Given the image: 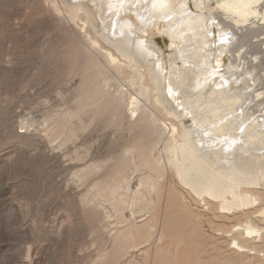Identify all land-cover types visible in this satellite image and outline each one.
I'll return each mask as SVG.
<instances>
[{
  "label": "rangeland",
  "instance_id": "1",
  "mask_svg": "<svg viewBox=\"0 0 264 264\" xmlns=\"http://www.w3.org/2000/svg\"><path fill=\"white\" fill-rule=\"evenodd\" d=\"M108 1L0 0V264H264V160L244 159L241 180L230 169L234 155L222 164L216 154L220 172L178 170V159L192 164L183 158L182 120L156 103L159 93L172 99L149 57L110 41L118 35L103 28ZM218 1L207 0L203 13L212 17ZM263 5L237 36L232 49L241 51L226 47L216 69L261 56L240 71L237 104L264 89ZM196 7L190 0V11L199 13ZM220 25L215 38L222 29L230 38L235 24ZM150 31L143 38L165 59L167 81L171 37ZM133 39L141 43L137 33ZM247 72L259 79L257 90L246 89ZM174 107L197 147L201 126ZM252 112L250 120L264 121L263 103ZM263 137L252 155L262 156Z\"/></svg>",
  "mask_w": 264,
  "mask_h": 264
},
{
  "label": "bare ground",
  "instance_id": "2",
  "mask_svg": "<svg viewBox=\"0 0 264 264\" xmlns=\"http://www.w3.org/2000/svg\"><path fill=\"white\" fill-rule=\"evenodd\" d=\"M194 1L197 6L196 8L200 11L199 13L190 11V0H139L137 4H135V0H109L104 6L102 5L101 7V11H103V14L101 15V21L102 23L105 20L107 21L106 23L104 22V29L108 28L109 31L112 30L114 36L116 34L118 35L114 40L110 41L118 43V46H124V44H127L126 48L128 51H132V48L135 47L133 48V53L136 54L137 57L140 55L148 56L149 58L147 62L150 63L151 67H156L157 69V73L155 75L157 79L155 80L158 83L159 89L163 90V86H167V89L171 94V99L173 100L171 101L173 103H171V101L166 98V93L163 94V97H161L162 94L159 93L160 98L159 101L158 99H156V103L161 102L164 106L165 104H167L168 108H170L171 110H175L174 115L176 117H179V121L182 120L181 123L183 124V128L185 130V132H183L180 136L182 142L181 146L184 150L183 158L185 162H188V160L192 162V164H189V167H184V163L180 162V159L176 161L174 160L178 170H180L182 173L188 169L220 172L221 170H217L215 166L219 163V160L216 159V154L220 153L221 155H224V159L221 162L222 164H225L230 160L231 156L234 155V157L232 158H234L235 160L233 162L232 168L230 169L232 170V172L235 171L236 173H238V178L241 180L243 178V176L241 175L248 172V169H244L245 164L241 165V163H245L244 159L248 158L249 160L247 161L251 160V163H253V160L261 162H263L264 160V151L261 157H259L261 153H256L254 155L251 154L252 150L258 149V145L256 146L254 144L256 140L261 139V137L264 136V121H261L259 123L256 117L250 120L253 114L252 111L254 107H256V104H264V101L259 102L261 98L264 99V89H262L264 86L262 85L263 87L261 86L262 88H260V90L262 89L263 91L255 92L258 88L256 89L253 86L256 84V82H258L259 79L256 80V74L254 75L255 77L253 75L250 76L248 71L247 74L250 77L247 76L249 78L244 79L248 80L246 89L252 87L256 90L254 91V94H251V92H248L246 95L244 94L245 96H242L243 100L241 101V103L237 104V98L240 95L238 94L239 92H236L233 85L235 84L237 86V79L239 78L240 71L242 70L243 72V67H246V65L248 66V62L252 64V61H257L261 56L258 57L256 54H254V57L253 59L251 58V61H246L243 57L241 58L242 62H239V65L236 66V69H228L227 72L224 73H221L216 69L218 66H220L219 63L221 61L222 54H224L226 50V47L228 48L227 50L231 52L233 51L232 48L235 47L238 39H242L240 35H243L242 28L245 27L243 24H245V22L247 21H250V17H257V15L260 14H257L258 11H256V6H258V2L260 0H219L212 17L207 16L203 13L204 10H206L205 8L207 5V0ZM105 11L107 13H105ZM128 16H133L135 20L133 21L131 19L130 22L128 20V22L119 23V20L127 19ZM259 20H261L260 24L264 23V12ZM220 23L224 24L223 28L227 26L231 29L232 27H230V25L235 24L233 26H235L236 28L234 29L233 27V35L230 38L227 39L226 37V29L220 30L219 36L217 37V39L215 38L214 27H217V29L218 27L222 28V25H220ZM160 26H163L164 28L160 29ZM152 28H157L159 33H164L165 31V33L168 34L169 37H171L170 46L172 47V50L174 49V53H172V59L169 61V66L171 67L169 70L167 69V71L171 75V77L168 78L167 81L165 80L167 76L165 75V73L163 75L162 72L163 69L166 70L165 64L163 62V60L165 59L161 58V52L154 48V45L152 46L153 41L143 38L146 33H152L150 31ZM135 29L137 31H135ZM136 33L138 34V40L141 41L139 45L133 39L135 38ZM237 36H239V38ZM190 38H192L191 40L193 42H196L195 45L191 44V42L188 40ZM198 43L199 46H197ZM240 44L241 43H239L237 46H239ZM242 45L240 47H242ZM238 48H235L234 51H241L238 50ZM206 49L208 50L206 51L208 53V56H206L204 53ZM259 53L264 54V52L258 51V54ZM179 59L184 60L186 64H184L182 67H179L180 65L178 66L176 63V60ZM231 63L229 66L232 65ZM263 63L264 62L262 61V64ZM249 68L246 69L249 70ZM229 70L233 71L230 72ZM254 71L255 70L251 72ZM234 75H236L235 78ZM215 77H217V79L219 77L221 81L217 82V80H215ZM191 78H193V83L189 82V79ZM194 84L198 87L202 86L200 92H195L194 90L190 91L188 89V87H194ZM213 85L216 86L215 89L214 87H212ZM241 85H243V82ZM243 86H241V89H243ZM210 87L213 88V90L210 91ZM245 92L247 91L245 90ZM243 93L244 92H242L241 95ZM181 95L183 97H186L185 101L181 100ZM176 104L184 107V109L186 110L185 113L191 116L193 120H195L196 126H201L199 128H196L195 132L193 131L196 135H198L195 137L197 139H194L195 142L199 140L197 147L194 144L193 138H191V136H194V134L190 132V128H186L187 126H185L186 123H184L183 121V116H180L174 107V105L176 106ZM256 124H261L262 126L256 129ZM244 125H246L245 128L240 131V126ZM210 133H215L216 136L205 139V137ZM176 157L179 158V156ZM192 190L194 191V189ZM237 197L238 196H236L235 199L237 202L244 201L241 198L238 199Z\"/></svg>",
  "mask_w": 264,
  "mask_h": 264
}]
</instances>
